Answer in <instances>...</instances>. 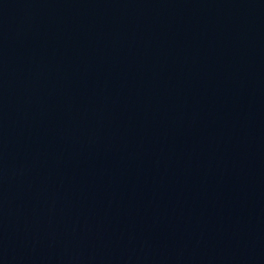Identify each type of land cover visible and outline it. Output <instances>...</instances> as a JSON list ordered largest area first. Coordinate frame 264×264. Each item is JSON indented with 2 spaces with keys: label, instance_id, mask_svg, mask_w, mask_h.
<instances>
[{
  "label": "water",
  "instance_id": "95a60500",
  "mask_svg": "<svg viewBox=\"0 0 264 264\" xmlns=\"http://www.w3.org/2000/svg\"><path fill=\"white\" fill-rule=\"evenodd\" d=\"M101 0H0V140Z\"/></svg>",
  "mask_w": 264,
  "mask_h": 264
}]
</instances>
